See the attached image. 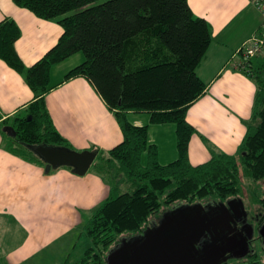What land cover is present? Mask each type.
I'll use <instances>...</instances> for the list:
<instances>
[{
    "label": "trees",
    "instance_id": "1",
    "mask_svg": "<svg viewBox=\"0 0 264 264\" xmlns=\"http://www.w3.org/2000/svg\"><path fill=\"white\" fill-rule=\"evenodd\" d=\"M97 1L13 0L63 29L58 42L30 67L16 50L21 28L12 18L0 21V59L25 77L34 94L27 114L10 125L16 131L10 137L13 152L46 165L34 146L70 148L51 123L45 96L53 88V67L79 52L85 60L65 80L89 79L115 111L123 132V141L99 153L92 165L111 192L86 226L89 245L72 264H107L108 254L123 239L141 235L166 212L241 196L245 179L247 191L264 196V57L256 60L257 66L250 64L248 75L257 92L239 153H222L194 166L189 142L195 128L187 112L207 87L197 68L211 43L209 23L195 15L189 0ZM131 113H148L151 124H174V161L160 163L158 147L149 141V125H135ZM256 259L264 264V253Z\"/></svg>",
    "mask_w": 264,
    "mask_h": 264
},
{
    "label": "crops",
    "instance_id": "2",
    "mask_svg": "<svg viewBox=\"0 0 264 264\" xmlns=\"http://www.w3.org/2000/svg\"><path fill=\"white\" fill-rule=\"evenodd\" d=\"M189 4L211 30V43L197 68L207 87L187 112V120L195 128L189 160L197 166L222 153H239L257 92L256 82L248 74L258 65L255 59L264 55L253 58L248 70L236 69L240 58L234 55L259 32L263 19L251 0H189ZM5 18L14 19L21 28L16 50L25 67L40 60L63 32L58 23L40 19L13 0H0V21ZM83 60L79 52L53 67V88L45 102L54 129L70 149L95 151L98 156L119 145L124 136L115 111L89 79L65 80ZM33 100L25 77L0 59V264H48L57 258L53 248L58 258L65 257L63 264H72L82 257L86 248L69 263L79 237L109 197L111 186L92 166L84 175L67 166L47 171L46 165L11 150L4 128L17 116L24 117ZM130 117L137 126L149 125V141L157 145L160 163L177 158L174 124H151L148 113H131Z\"/></svg>",
    "mask_w": 264,
    "mask_h": 264
},
{
    "label": "water",
    "instance_id": "3",
    "mask_svg": "<svg viewBox=\"0 0 264 264\" xmlns=\"http://www.w3.org/2000/svg\"><path fill=\"white\" fill-rule=\"evenodd\" d=\"M4 130L10 137L16 136L13 126H5ZM33 148L46 162L47 171L67 166L84 175L97 157L95 151L77 152L68 147L40 144ZM207 208L200 203L173 208L141 235L123 239L108 254L107 264H218L231 250L211 244L199 255L197 243L205 232H217L223 214L230 212L225 205H218L214 211ZM239 242L244 245L245 237Z\"/></svg>",
    "mask_w": 264,
    "mask_h": 264
},
{
    "label": "flooded vegetation",
    "instance_id": "4",
    "mask_svg": "<svg viewBox=\"0 0 264 264\" xmlns=\"http://www.w3.org/2000/svg\"><path fill=\"white\" fill-rule=\"evenodd\" d=\"M252 200L242 196H232L223 201L209 202L206 205L215 210L218 205H225L229 214H223L217 232H205L197 243V251L201 255L206 246L217 245L225 250H231L224 255L218 264H257L256 256L264 253V196ZM263 203H260V200ZM159 223V222H158ZM156 223L155 225H157ZM154 225V226H155ZM245 237L246 243L240 244ZM246 245V247H245ZM247 252L245 256H242Z\"/></svg>",
    "mask_w": 264,
    "mask_h": 264
},
{
    "label": "built area",
    "instance_id": "5",
    "mask_svg": "<svg viewBox=\"0 0 264 264\" xmlns=\"http://www.w3.org/2000/svg\"><path fill=\"white\" fill-rule=\"evenodd\" d=\"M254 7L262 15V25L259 32L246 40L234 55L239 56L240 60L236 62L237 70H248L253 58L264 55V0H251Z\"/></svg>",
    "mask_w": 264,
    "mask_h": 264
},
{
    "label": "rangeland",
    "instance_id": "6",
    "mask_svg": "<svg viewBox=\"0 0 264 264\" xmlns=\"http://www.w3.org/2000/svg\"><path fill=\"white\" fill-rule=\"evenodd\" d=\"M105 1H107V0H99V1H97V3H103ZM80 55H82L84 57V60H85V55L83 53H80ZM255 60H258V59H255ZM172 140L173 139H171V141ZM244 182H245L244 183L245 189H244L243 195H241V196L244 197L246 200H249L254 195L251 193V191H247V189H246V186H248V184H249L248 181L245 179ZM251 200H252V198H251ZM87 243H89V239H87V235L85 233V234L82 235V237H79L78 246H77V248L75 250V253H73V255H71V257L69 258V263L74 262L77 259V257H79V256L76 257V255H75L76 253H78V252L83 253V250L85 248H87V246H88ZM51 250L54 253V255L57 256V258H53L52 261L50 263H48V264H63V261H64L65 257L58 258L57 252L54 251V250H56V248H53ZM82 256H83V254H82ZM59 259H62V261L59 262ZM257 264H263V263L260 262V263H257Z\"/></svg>",
    "mask_w": 264,
    "mask_h": 264
}]
</instances>
